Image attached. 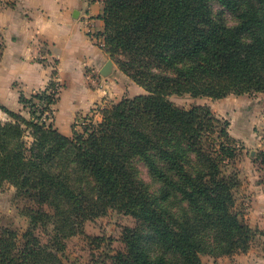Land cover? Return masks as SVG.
Here are the masks:
<instances>
[{"label": "trees", "instance_id": "trees-1", "mask_svg": "<svg viewBox=\"0 0 264 264\" xmlns=\"http://www.w3.org/2000/svg\"><path fill=\"white\" fill-rule=\"evenodd\" d=\"M102 19L106 53L123 54L118 68L146 92L103 105L99 122H76L70 136L42 119L51 117L61 87L53 75L44 90L19 96L29 117L0 103L10 118H0V187L8 182L39 201L53 191L76 214L43 242L34 229L50 215L24 207L31 227L22 240L0 227V264H64V238L84 233L74 224L108 209L140 222L123 229L126 250L113 264H200L201 253L248 250L257 230L234 211L238 179L222 173L202 143L213 133L229 139L227 130L217 129L209 105L183 108L170 96L264 91V0H103ZM219 147L231 156L229 143ZM258 157L264 163V152ZM70 165L92 178L95 206H82L66 179Z\"/></svg>", "mask_w": 264, "mask_h": 264}, {"label": "rangeland", "instance_id": "rangeland-1", "mask_svg": "<svg viewBox=\"0 0 264 264\" xmlns=\"http://www.w3.org/2000/svg\"><path fill=\"white\" fill-rule=\"evenodd\" d=\"M220 8L214 4L215 11H220ZM124 57L122 54L110 60L114 61L118 68L117 59ZM130 94L134 96L133 92ZM171 100L183 108L196 103L209 104L212 113L220 119L217 129L224 127L230 138L217 137V133L203 135V147L216 159L222 173L237 177L238 185L233 189L234 211L244 222L257 230L248 250L238 251L232 255L201 253L200 264H264V163L258 157L264 152V91L249 95H231L223 99L195 98L185 93L171 95ZM111 103H98L95 109L99 111L100 107ZM24 108V114L18 113L26 117L29 110L25 106ZM89 113L86 116H78V121L86 119L94 123L99 122L93 115L89 116ZM49 116L46 121L51 122L52 113L51 117ZM0 118L3 121L10 119L1 109ZM25 139L28 144L31 142L29 135ZM225 142L231 145L233 151L231 156L219 147L220 143ZM187 166L189 169L192 167ZM193 166L198 167V164L193 162ZM71 167L72 165L66 179L75 192L83 196L82 206L86 209L95 206L96 192L92 178L79 169H71ZM140 172L141 177L150 182L146 169L140 166ZM26 206L41 209L50 215L46 219L45 228L34 229V234L43 242L51 237L56 227H61L65 222L69 223L76 217L72 204L53 191L48 192L46 200L39 201V198L30 194L17 192L6 182L0 187V227L14 229L20 240L25 231L31 227L29 218L23 214V208ZM139 223V220L132 215L114 209H108L104 214L84 221L82 225L75 223V227L84 229V233H76L64 238L65 248L60 254L61 259L64 264H113L115 255L126 250L122 236L123 229L138 228ZM65 228L67 229L68 226Z\"/></svg>", "mask_w": 264, "mask_h": 264}, {"label": "crops", "instance_id": "crops-1", "mask_svg": "<svg viewBox=\"0 0 264 264\" xmlns=\"http://www.w3.org/2000/svg\"><path fill=\"white\" fill-rule=\"evenodd\" d=\"M4 2L5 0H0V3ZM6 2L10 7H15L18 0H6ZM75 5V8L65 5L61 8V12L73 26L74 32L92 46V55L87 58L77 57L81 64L79 75L84 82V91L72 105H67L64 100L66 89L69 88L71 81L78 78L75 72L66 71V65L70 59L67 49L73 43L71 38L68 35L57 38L47 34L46 30L56 25L41 21L34 12L31 15L23 14L22 31L17 34L8 35L4 30H0V66H3L5 62H23L19 70L32 74L40 82L34 88L25 85L22 81L14 83L6 95L0 94V103L24 114L25 108L19 101V96L22 94L30 97L44 90L53 75L61 87L56 102L52 105L50 121L53 127L67 136L72 134V127L78 121V116H86L90 112L89 116L93 115L94 119L100 120L99 111L93 109L97 106L96 104L116 102L122 96H131V92L133 95L146 92L121 72L112 60L108 74H101L104 65L111 58L104 47H100L97 40L90 36L87 28L91 26L94 33L103 34V0H75ZM13 52L16 53L14 56ZM231 95L234 94H229L226 98Z\"/></svg>", "mask_w": 264, "mask_h": 264}, {"label": "clouds", "instance_id": "clouds-1", "mask_svg": "<svg viewBox=\"0 0 264 264\" xmlns=\"http://www.w3.org/2000/svg\"><path fill=\"white\" fill-rule=\"evenodd\" d=\"M65 5L75 8V0H18L15 7H10L5 0L4 3H0V30H4L8 35L17 34L22 31L23 14L31 15L34 12L41 21L56 25L46 30L47 34L57 38L68 35L71 38L73 43L67 49L70 59L66 65V71L75 72L78 78L71 81L69 88L66 89L64 100L67 105H72L77 102L78 96L84 91V82L79 75L81 64L77 57L91 56L92 46L82 36L75 33L73 26L64 18L61 8ZM15 54V52L12 53L13 56ZM22 63L12 61L0 66V94L6 95L16 82L22 81L33 88L40 83L32 74L19 70Z\"/></svg>", "mask_w": 264, "mask_h": 264}, {"label": "built area", "instance_id": "built-area-1", "mask_svg": "<svg viewBox=\"0 0 264 264\" xmlns=\"http://www.w3.org/2000/svg\"><path fill=\"white\" fill-rule=\"evenodd\" d=\"M87 31H88V33L90 34V36H91L92 38H94L95 40H97V43H98V45H99L100 47H104L105 43H104L103 35H98V34L94 33V32H93V29H92L91 26H89V27L87 28ZM56 89H57V91H59V88H58V87L55 88V91H56ZM52 92H54V90H53ZM95 108H97V106L94 107V109H95ZM46 115H48L47 112H44L43 115H42V119H43V120H47V118L45 117ZM77 122H78V123H83V121H80V122L77 121Z\"/></svg>", "mask_w": 264, "mask_h": 264}, {"label": "water", "instance_id": "water-1", "mask_svg": "<svg viewBox=\"0 0 264 264\" xmlns=\"http://www.w3.org/2000/svg\"><path fill=\"white\" fill-rule=\"evenodd\" d=\"M111 64H112L111 60H108L107 63L104 65V69L101 71L102 75L108 74V72L110 71Z\"/></svg>", "mask_w": 264, "mask_h": 264}]
</instances>
